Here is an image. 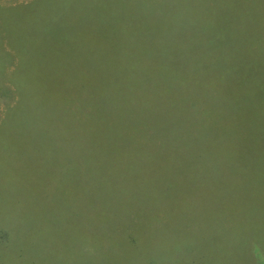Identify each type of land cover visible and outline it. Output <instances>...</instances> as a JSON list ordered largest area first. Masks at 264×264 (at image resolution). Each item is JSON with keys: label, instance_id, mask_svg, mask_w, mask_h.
Instances as JSON below:
<instances>
[{"label": "rangeland", "instance_id": "rangeland-1", "mask_svg": "<svg viewBox=\"0 0 264 264\" xmlns=\"http://www.w3.org/2000/svg\"><path fill=\"white\" fill-rule=\"evenodd\" d=\"M18 42L37 45L42 92L10 79ZM0 51V264H264V103L227 93L237 68L264 76V0H0ZM76 68L93 99L152 70L140 103L107 113L113 133L141 113L155 145L46 144L27 104L59 96V71Z\"/></svg>", "mask_w": 264, "mask_h": 264}, {"label": "trees", "instance_id": "trees-1", "mask_svg": "<svg viewBox=\"0 0 264 264\" xmlns=\"http://www.w3.org/2000/svg\"><path fill=\"white\" fill-rule=\"evenodd\" d=\"M28 28L30 29V32H32L29 22ZM23 43L24 42H18V46L22 49L21 50L19 48L18 58L20 65L15 70L14 75H10V79L13 83H15L18 94H20V90H23V88L26 87V84L30 85L28 88H34L39 92H42L43 90L41 88L43 87V84L40 79L42 71L39 68L33 67L32 58L30 59L32 54L36 51L35 49L37 48V45L35 42L24 43L25 45H23ZM255 56L257 55L255 54ZM7 58L8 56H4L0 51V64H3L2 67H0V83L3 77V70L5 69L6 64L9 63L7 62ZM250 59L256 62L260 61V57L256 59L250 57ZM23 62H27L28 64H21ZM257 68V66L253 67L252 71L259 73V69ZM59 73L61 74V77L59 75L56 76V78L59 79V88L62 89H57L61 92L59 96L48 94L44 90V100L42 106H40L42 108L36 109V102L27 104L34 110L31 126L35 125L36 127H39L42 131V136L46 137V144H57L61 147L71 145L77 147H85L89 145L97 147L105 146L107 143L113 141V138H115L116 142L120 146L146 147L147 142H151V146L155 145L149 138H143L137 133V130L142 126V123L137 121L139 117H142L141 113H137L135 117L118 128L114 133L112 125L110 126L107 113V109L111 106V104H120L127 96H130L134 102L140 103L143 99L144 87L153 75L152 70L146 72L148 75L147 77L124 79L115 84L113 87L106 86L107 96L105 99L100 92H97V99L91 98L95 91L89 90L90 83L96 90L98 89V86L94 81L90 80L89 70H83L80 68L67 70L62 69ZM237 73V77H235V73L231 72L232 77L230 79L233 84L228 89V95H234V92L241 88L246 94L247 105L254 104L256 106V103L252 102L250 97L251 88L257 97L259 105L263 104L264 76L259 78L254 76L252 77L248 74L247 69L244 67L237 68ZM44 74L46 80L48 81L51 78L52 71L46 70L44 71ZM221 75L224 78L225 76L228 77L227 72H224V74L221 73ZM249 81H253V83L248 85ZM36 86L40 88H36ZM211 89L212 91H217L219 90V86L217 85V88L212 86ZM5 94L7 95V91L0 84V95ZM200 98L203 97L192 93V95L183 99L185 100L183 101L184 106L185 103L189 104L187 108L189 109L190 114L197 112V102ZM79 101H87L89 105L90 101H93L101 106L97 109V111H93L90 107L78 104ZM88 111L90 113H88ZM43 114L45 115L43 116ZM11 117L12 113H10L9 116L6 115L3 129H7L8 121L10 122L12 120ZM43 118H45V121H43ZM237 126L240 127L243 125L242 123L237 122ZM84 130L89 131V133L83 134L82 131ZM5 132L6 130L0 132V134H5ZM189 139L190 145L195 143L193 139ZM4 142H6L5 138L0 141V145L5 144ZM189 149L190 148H187L185 153H187ZM177 157H179V150L171 153V158ZM185 160L187 159L185 158ZM204 175L205 178L210 176H221V172L218 169H214L213 171L207 169L204 171Z\"/></svg>", "mask_w": 264, "mask_h": 264}]
</instances>
